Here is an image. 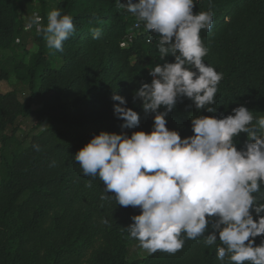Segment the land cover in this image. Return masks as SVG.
I'll use <instances>...</instances> for the list:
<instances>
[{
    "label": "trees",
    "instance_id": "trees-1",
    "mask_svg": "<svg viewBox=\"0 0 264 264\" xmlns=\"http://www.w3.org/2000/svg\"><path fill=\"white\" fill-rule=\"evenodd\" d=\"M195 3L194 13L209 10V0ZM211 5L212 28L200 36L209 49L204 62L223 73L217 110L198 111L191 100L179 98L166 127L182 138L193 135L191 119L196 116L223 118L241 105L257 119L264 116V0H211ZM54 9L73 18L75 32L62 51L50 52L35 26H26L34 13L46 26ZM136 22L115 0H0V51H5L0 80L11 74L16 78L0 93V264H228L227 257L217 259L219 241L206 246L203 238L186 239L174 255H138L142 248L126 228L140 209L116 204L111 192L102 199V181L84 176L75 162V153L100 131L130 136L152 129L153 114L144 112L134 94L151 82L150 68L174 58L161 60L159 37L142 22L135 28ZM93 28L100 29V39H92ZM129 33L132 42L121 47ZM28 44L35 51L27 61L15 58V48ZM114 92L125 98L124 107L138 113L137 128L120 127ZM29 122V130L18 135L20 125ZM246 140L245 133L234 138L238 150ZM212 231L209 225L204 235ZM262 241L264 235L257 236L254 246Z\"/></svg>",
    "mask_w": 264,
    "mask_h": 264
},
{
    "label": "clouds",
    "instance_id": "clouds-1",
    "mask_svg": "<svg viewBox=\"0 0 264 264\" xmlns=\"http://www.w3.org/2000/svg\"><path fill=\"white\" fill-rule=\"evenodd\" d=\"M115 3L159 37V58L172 56L174 62L150 68L151 82L142 83L134 94L144 112L153 114L151 131L130 136L100 131L75 153V162L84 176L102 181V199L111 192L116 204L140 209L126 231L148 254L174 255L186 239L203 238L206 246L219 241L216 256L222 262L227 257L228 264H264V241L254 246V238L264 235V116L257 119L241 105L223 118L193 117L191 136L182 138L166 127L179 98L191 100L198 111L217 110L223 73L204 62L209 49L200 36L214 22L211 0L208 11L196 13L195 0ZM33 26L50 52L62 51L75 32L73 18L59 9L49 12L46 26L34 14ZM91 33L92 39H100L99 28ZM111 99L119 102L113 111L123 121L120 127L137 128L139 115L123 106L125 98L114 92ZM241 133L247 140L238 150L234 138ZM209 225L213 231L205 236Z\"/></svg>",
    "mask_w": 264,
    "mask_h": 264
},
{
    "label": "rangeland",
    "instance_id": "rangeland-1",
    "mask_svg": "<svg viewBox=\"0 0 264 264\" xmlns=\"http://www.w3.org/2000/svg\"><path fill=\"white\" fill-rule=\"evenodd\" d=\"M21 10H22V13H23V15L25 17V15H26V13L28 11V8H27L26 3H24V2L22 3V9ZM33 10L36 11L37 8L36 7H33ZM26 27L29 28V24H27ZM34 51H35V46L33 44H28L25 47H16L15 48V52L13 54H14V57L15 58L18 56V57L22 58L26 62L27 59H28V57H29V55L31 53H33ZM3 53H5V51H0V54H3ZM15 79L16 78L14 77V75L11 74L7 80H0V93H3V92L8 91L12 87V85L14 84ZM38 107L39 106L33 105V108L34 109H37ZM29 128H30V122L29 123L22 124L18 128L17 134L18 135H21L25 131H28ZM145 253L146 252L143 249H138L137 250V254L138 255H144Z\"/></svg>",
    "mask_w": 264,
    "mask_h": 264
},
{
    "label": "built area",
    "instance_id": "built-area-1",
    "mask_svg": "<svg viewBox=\"0 0 264 264\" xmlns=\"http://www.w3.org/2000/svg\"><path fill=\"white\" fill-rule=\"evenodd\" d=\"M34 14H36V13H34ZM134 27L135 28H139L140 27V24L138 23V22H136L135 24H134ZM143 28H144V26H143ZM145 29V28H144ZM146 30V29H145ZM152 33V32H151ZM133 37H134V34L133 33H129L128 35H126L125 37H124V39L122 40V42L120 43V46L121 47H125V46H127L130 42H132V40H133Z\"/></svg>",
    "mask_w": 264,
    "mask_h": 264
}]
</instances>
